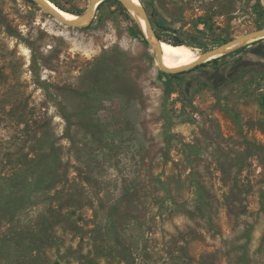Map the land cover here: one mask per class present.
<instances>
[{
	"label": "rangeland",
	"instance_id": "rangeland-1",
	"mask_svg": "<svg viewBox=\"0 0 264 264\" xmlns=\"http://www.w3.org/2000/svg\"><path fill=\"white\" fill-rule=\"evenodd\" d=\"M144 1L198 52L264 27V0ZM127 12L71 27L0 0V193L18 169L27 194L0 211V264H29L6 242L46 220L39 264H264V73L219 96L184 70L168 93Z\"/></svg>",
	"mask_w": 264,
	"mask_h": 264
},
{
	"label": "water",
	"instance_id": "water-1",
	"mask_svg": "<svg viewBox=\"0 0 264 264\" xmlns=\"http://www.w3.org/2000/svg\"><path fill=\"white\" fill-rule=\"evenodd\" d=\"M32 1L35 2L37 5H39L40 7H42L50 15H52L54 18H56L58 21L62 22L63 24L71 27H84L92 22L93 18L95 17L99 4L102 3L104 0H89V6L87 10L83 14L77 15L78 18L76 20H70L58 14L57 10H55V8L51 5L50 3L51 0H32ZM118 1L121 2L131 14L135 12L137 17H140L144 21L146 28L149 30V33L152 36V40L147 36L146 32L143 29L142 30L145 33L147 40L151 44L153 51L155 52V56L159 63L160 68L166 73L175 74L182 72L184 70H189L197 65L204 64L214 58L223 56L247 44L264 39V27L258 28L250 32H247L245 34L233 37L203 52H199L195 60L186 66L176 67V68L167 67L163 62L161 40L159 39L156 33L157 25L155 23V19L148 11L145 3L141 0H136V1L118 0ZM130 9H132L133 12H131Z\"/></svg>",
	"mask_w": 264,
	"mask_h": 264
},
{
	"label": "trees",
	"instance_id": "trees-1",
	"mask_svg": "<svg viewBox=\"0 0 264 264\" xmlns=\"http://www.w3.org/2000/svg\"><path fill=\"white\" fill-rule=\"evenodd\" d=\"M34 4H36L35 2H33L32 0H28ZM52 2H54L56 5H58L60 8L67 10V8H65L64 6H62L60 3L56 2L55 0H51ZM110 1V0H104L102 3L99 4L98 9H100L105 2ZM258 5L260 6V1H257ZM70 11L72 13L75 14H83V11H73V10H67ZM151 15L154 17L155 19V23L157 25L156 28V33L159 37L160 40H162V35H161V31L166 29V26L164 24L163 21H161V19H159L156 15V13L154 12H150ZM128 16H130V13L127 12ZM207 18H201L199 20V23H207ZM263 28V27H262ZM131 34L134 36H140L143 39V42L145 44H150L149 41L147 40V38H145L142 29L137 25H133L131 27ZM231 38H225L222 40V42H225L227 40H229ZM221 42V43H222ZM171 43L173 44H182L183 42H181V40H179L178 38H176L175 40L171 41ZM203 44V43H202ZM217 45V44H216ZM204 49H209L208 45L203 44ZM183 72H179V73H175V74H171V73H164L162 72V78L164 79V85H165V90L166 92L170 93L173 91L174 89V78H179V76L182 74ZM260 104L264 107V98L261 99ZM20 176L18 169L15 170L13 172L12 175H10L8 177L7 182H12V191H7L6 194H4L3 192L0 193V211H11L12 215H13V211L14 209H16V204L18 202H21L25 199H27V194L24 193V191H22V188H19L18 185V181L16 179V177ZM17 182V186L16 183ZM22 182H20L21 184ZM49 188H51L50 186L47 187L46 186V192L47 190H49ZM4 194V195H3ZM10 207V208H9ZM7 209V210H6ZM56 223L58 224L57 221L59 220H55ZM51 225L53 226V224H51V221L49 222V220H46L45 222H43V224L36 226L35 229L32 232H27L26 234H23L21 232H19L17 234V239L15 237V240H8L6 243H10L11 246V250H16L17 252L20 251H25V255L29 256V264H39L40 263V259L39 257L41 256L40 253H42L44 246L48 243L49 238L51 237L49 228L51 227ZM25 235V237L23 236ZM24 244H23V242ZM25 249V250H23ZM27 250V251H26ZM38 255H37V254ZM24 254H22L23 256ZM37 256V257H36Z\"/></svg>",
	"mask_w": 264,
	"mask_h": 264
},
{
	"label": "flooded vegetation",
	"instance_id": "flooded-vegetation-1",
	"mask_svg": "<svg viewBox=\"0 0 264 264\" xmlns=\"http://www.w3.org/2000/svg\"><path fill=\"white\" fill-rule=\"evenodd\" d=\"M141 1L145 3L144 0ZM145 5L147 7L146 3ZM148 11L150 12L149 9ZM260 41L252 42L189 69L194 72L193 79L198 82L203 78L208 87L219 96L229 95L236 91L235 88L253 83L261 73H264V48L259 45Z\"/></svg>",
	"mask_w": 264,
	"mask_h": 264
},
{
	"label": "bare ground",
	"instance_id": "bare-ground-1",
	"mask_svg": "<svg viewBox=\"0 0 264 264\" xmlns=\"http://www.w3.org/2000/svg\"><path fill=\"white\" fill-rule=\"evenodd\" d=\"M50 3L55 8V10H57V13L62 17L70 20H76L78 18L77 14L61 9L52 1H50ZM130 11L133 12L132 9H130ZM133 14L140 28L143 29L147 36L152 40V36L150 35L149 30L146 28L144 21L140 17H137L135 12H133ZM161 49L165 66L173 68L190 64L199 54L197 49L188 46L187 44H173L168 41H161ZM85 50L90 52L88 49Z\"/></svg>",
	"mask_w": 264,
	"mask_h": 264
}]
</instances>
